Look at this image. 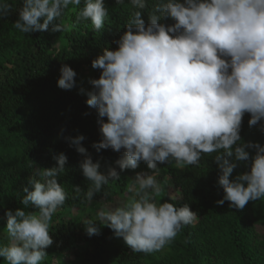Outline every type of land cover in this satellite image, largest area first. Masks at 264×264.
<instances>
[{
    "label": "clouds",
    "instance_id": "obj_1",
    "mask_svg": "<svg viewBox=\"0 0 264 264\" xmlns=\"http://www.w3.org/2000/svg\"><path fill=\"white\" fill-rule=\"evenodd\" d=\"M82 2L76 23L90 21L95 31L103 30L109 16L105 0H22L14 27L31 34L48 30L59 18L52 31H67L62 16L69 5ZM130 3L139 10L115 41L118 47L104 48L92 61L101 73L90 80L86 101L98 113L101 134L92 147L123 150L115 161L120 171L109 166L102 172L100 161L82 145L84 135L68 140L85 157L80 168L91 182L84 194L88 203L110 181L120 180L121 171L141 162L151 170L136 173L128 188L133 195L125 202L104 204L95 217L83 220L88 236L107 226L133 252L147 255L163 250L198 218L189 204L157 200L163 191L158 164L198 166L202 156L217 153L224 196L216 203L228 201L243 210L250 201L264 200V145L244 142L240 135L245 114L250 127L260 124L264 131V0H159L147 23L140 11L147 0ZM12 10L8 0H0V19ZM60 73L58 87L73 89L75 70L64 64ZM53 158L56 166L38 168L27 178L24 207L5 213L7 243H0V257L6 264H43L48 256L52 218L68 198L58 179L68 157ZM240 163L249 170L231 178ZM74 190L81 193L79 186Z\"/></svg>",
    "mask_w": 264,
    "mask_h": 264
},
{
    "label": "trees",
    "instance_id": "obj_2",
    "mask_svg": "<svg viewBox=\"0 0 264 264\" xmlns=\"http://www.w3.org/2000/svg\"><path fill=\"white\" fill-rule=\"evenodd\" d=\"M8 2L13 10L0 19V243H7L6 211L24 207L22 189L27 178L38 168L56 166L53 157L64 153L68 162L58 179L68 198L52 218L50 234L54 242L47 248L43 264H264V200L250 201L243 210L230 207L228 201L218 205L216 201L223 198L224 191L217 183V153L202 156L198 166L158 164L156 176L163 191L157 200L177 206L189 204L198 214L197 220L183 227L163 250L147 255L133 252L107 226H100L99 235L86 234L84 219L95 217L104 204L125 202L133 195L128 188L136 173L151 172L143 162L135 170L121 171L120 180L110 181L88 203L84 194L91 182L80 168L85 157L68 140L84 135L82 145L94 162L100 161L101 171L106 172L109 166L120 171L115 161L123 150L97 152L92 147L101 140V134L98 113L86 101L92 90L90 80L101 73L92 67V61L104 48L118 47L115 41L126 30L132 12L139 9L130 0L120 5L117 0H105L109 16L104 29L95 31L90 21L76 23L82 2L80 6L69 5L61 18L69 30L52 31L53 25L60 23L57 18L48 30L25 34L14 27L22 0ZM158 2L147 0V7L140 10L146 23ZM64 64L77 73L76 86L71 90L58 87ZM249 119L250 114H245L242 140L264 145L260 124L250 127ZM249 151L255 154L254 149ZM248 170L240 163L231 178ZM74 186L81 188L79 195ZM171 189L179 196H172ZM0 264H6L3 257Z\"/></svg>",
    "mask_w": 264,
    "mask_h": 264
},
{
    "label": "rangeland",
    "instance_id": "obj_3",
    "mask_svg": "<svg viewBox=\"0 0 264 264\" xmlns=\"http://www.w3.org/2000/svg\"><path fill=\"white\" fill-rule=\"evenodd\" d=\"M170 194L172 195V196H179V194H177L173 189H171L170 190ZM76 212L74 213V215L76 216ZM73 259V257H70L69 258V260H72ZM55 263H56V261H55Z\"/></svg>",
    "mask_w": 264,
    "mask_h": 264
},
{
    "label": "bare ground",
    "instance_id": "obj_4",
    "mask_svg": "<svg viewBox=\"0 0 264 264\" xmlns=\"http://www.w3.org/2000/svg\"><path fill=\"white\" fill-rule=\"evenodd\" d=\"M148 4H149V3H148ZM148 4H147V5H148Z\"/></svg>",
    "mask_w": 264,
    "mask_h": 264
}]
</instances>
